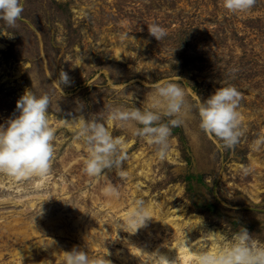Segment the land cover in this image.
Masks as SVG:
<instances>
[{
  "label": "rangeland",
  "instance_id": "374dc122",
  "mask_svg": "<svg viewBox=\"0 0 264 264\" xmlns=\"http://www.w3.org/2000/svg\"><path fill=\"white\" fill-rule=\"evenodd\" d=\"M22 2L15 26L0 20V123L18 115L26 90L49 93L55 153L46 176L0 173V264H15L21 250L29 254L20 264H63V252L73 247L112 264H125L123 258L138 264L134 248L177 250L186 238L187 246L197 241L194 247L211 250L218 245L208 232L230 237L240 227L264 242V145L254 144L264 136V0L242 13L227 11L223 0ZM153 23L166 29L163 40L149 35ZM61 70L70 85L55 82ZM166 82L184 85L193 106L234 85L242 93L240 143L225 149L203 133L194 107L185 124L173 128L169 152L159 159L152 145L107 121L109 106L143 109ZM79 115L125 138V176L85 174L84 147L64 122ZM241 166L249 168L247 175ZM110 185L118 196L106 191ZM136 200L150 208L152 220L136 233H117L116 222ZM58 216L57 231H47L46 220ZM31 225L41 227L38 234L29 233ZM46 243L56 247L48 253Z\"/></svg>",
  "mask_w": 264,
  "mask_h": 264
},
{
  "label": "clouds",
  "instance_id": "9594fccd",
  "mask_svg": "<svg viewBox=\"0 0 264 264\" xmlns=\"http://www.w3.org/2000/svg\"><path fill=\"white\" fill-rule=\"evenodd\" d=\"M254 3L255 0H223V7L232 13H242L250 10ZM23 10L22 0H0V20L9 26H15L22 19ZM147 29L157 41L167 35L166 29L156 23L148 25ZM232 71L236 72L237 69ZM55 82L60 87L68 86L69 75L61 70ZM241 99L242 93L229 84L219 87L209 98L193 106L187 98L184 85L166 82L156 87L151 102L143 109L109 106L107 121L130 129L133 136L142 138L155 148L157 158L164 159L170 149L173 128L183 126L195 107L199 129L218 138L225 149H233L244 135L239 111ZM50 104L49 93L37 95L26 90L16 104L18 115L13 114L0 123V173L17 179L49 174L55 153V129L50 123L48 112ZM77 105L76 111L81 112L84 105L79 101ZM64 122L76 129V139L84 147L86 157L83 171L86 175L99 178L106 175L105 170L115 171L119 176L126 175L122 168L127 160L123 136H113L104 122L85 119L83 115ZM254 144L257 147L264 145V136L258 137ZM241 170L245 175L250 171L247 166H241ZM106 191L114 196L119 195L118 190L111 185ZM150 220V208L143 200H136L125 218L116 222L115 228L117 233H136L146 227ZM208 233L217 242L215 249L210 250L206 246L197 249L194 247L197 241L187 246L185 238L183 247L187 249L192 264H264V242L256 240L246 228L240 227L230 237L221 232ZM144 254L151 257V264H178L177 259L170 261L159 250ZM63 264L112 262L105 258H90L87 251L73 247L71 251L63 252Z\"/></svg>",
  "mask_w": 264,
  "mask_h": 264
},
{
  "label": "bare ground",
  "instance_id": "6f19581e",
  "mask_svg": "<svg viewBox=\"0 0 264 264\" xmlns=\"http://www.w3.org/2000/svg\"><path fill=\"white\" fill-rule=\"evenodd\" d=\"M35 188H37V191H39L38 190V187H35ZM42 199V196H37L36 198H35V200L36 201H34V200H31V201H29L28 202V206L30 207V208H34L36 205H37V200H41ZM112 208H114V207H112ZM76 214V213H75ZM150 214H151V216H153V214H152V212H151V210H150ZM61 217L62 216H58V221H55V218H48L47 220H46V230L48 229V228H51V231H53V232H56L57 231V225L58 224H60V223H62V221H60V219H61ZM171 220H169V222H170ZM168 222V223H169ZM19 223V222H18ZM11 224V223H10ZM17 224V223H16ZM77 223H74V225H76ZM8 227V226H7ZM11 227H13V226H11ZM21 228V227H20ZM40 229H41V227H37V226H32L31 225V228H30V232L29 233H31V234H33V235H36V234H38L39 233V231H40ZM48 231V230H47ZM46 231V232H47ZM99 232H101V234L103 235V237H108V236H110V234H108V231H105L104 229H99ZM24 234H26V233H24ZM58 234L59 235H61V236H63V235H65V232L64 231H58ZM30 235V234H29ZM26 238H28V237H26ZM55 244V243H54ZM51 245L50 243L48 244V243H46V244H44V245H42V246H44L45 247V249L43 250V251H47L48 253H50V251H51V248H53V247H56L55 245ZM34 245V244H33ZM31 248V247H30ZM39 249V247H35V249ZM198 249V248H197ZM213 249H215V248H213ZM141 250H142V252H144V253H148L149 254V252L145 249V248H143V249H138V248H134V250H133V252H132V255L135 257V258H137V259H139V260H137V263L138 264H151V257L149 256V255H147V254H144V253H142L141 252ZM212 250V249H211ZM25 253L27 254H29V251L28 250H21L20 252H16L14 255H15V257H16V262H15V264H20V261H21V259H23L24 257H25ZM161 254H163V255H166L167 257H168V259L170 260V261H172V260H175V259H177L178 260V264H192V259H191V257L188 255V252H187V249L186 248H179V249H171V250H165V251H161L160 252ZM31 254V253H30ZM55 254V253H54ZM145 258H148L147 260L145 259ZM121 263H128L127 261V259L126 258H123V259H121ZM180 262V263H179ZM42 264H51L49 261L48 262H45V263H42Z\"/></svg>",
  "mask_w": 264,
  "mask_h": 264
}]
</instances>
